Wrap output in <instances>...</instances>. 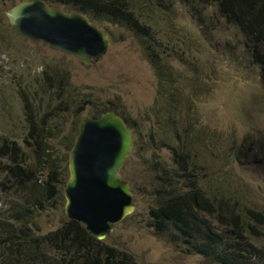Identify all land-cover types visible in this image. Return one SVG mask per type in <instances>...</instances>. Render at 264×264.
<instances>
[{"label":"rangeland","instance_id":"rangeland-1","mask_svg":"<svg viewBox=\"0 0 264 264\" xmlns=\"http://www.w3.org/2000/svg\"><path fill=\"white\" fill-rule=\"evenodd\" d=\"M20 1L0 0V11L5 12ZM166 1L172 3V11L159 8L154 24L163 32L164 43V18L170 15L180 29L179 33L169 35L170 53L175 47L180 55L188 35L200 45V51L187 55L186 61L169 58L180 76L175 84L179 93L194 99L182 108L189 107L197 134L195 138H182L194 140L189 145L195 162L190 176L214 201L225 193L264 213V76L263 66L253 64L254 51L264 60V43L255 47L249 39L246 46L239 30L216 13L214 4L202 5L198 10L200 18L183 0ZM3 21L8 24L7 18ZM204 21L212 22L209 37L204 33ZM97 23L99 29L109 34L110 45L96 65H85L42 43L31 44L17 37L9 26L11 40H6L0 52V143L5 139L17 140L26 147L23 138L28 131L27 103L36 110L38 120L51 110L65 117L67 112L69 122L61 125L60 138L51 143V156L63 158L62 166H66L64 172L67 169L69 176L71 150L62 136L74 134L73 124L77 123L79 128L83 115L113 110L128 120L133 131L134 151L121 173L131 184L136 210L117 224L104 241L134 255L137 264H215L203 256L186 253L184 244L173 239L174 235H158L150 227L149 212L157 205L156 194L162 188L160 178L175 176L178 169L172 146H186L184 141L165 133L160 115L159 121L152 111L160 86L150 58L143 54L144 40L125 27L108 21ZM0 38H4L2 32ZM196 63L200 64L195 66ZM46 88L49 91L45 92ZM59 119L64 122L63 117ZM58 125L53 127L54 132H59ZM29 157L37 163L33 154ZM5 164L7 160L0 159V182L7 177L3 171ZM49 169H45V175ZM4 184L9 192L15 191L7 181ZM0 198L4 199L0 209H8L1 186ZM67 218L65 202L40 216L42 222L48 223L47 230L61 227Z\"/></svg>","mask_w":264,"mask_h":264},{"label":"trees","instance_id":"trees-1","mask_svg":"<svg viewBox=\"0 0 264 264\" xmlns=\"http://www.w3.org/2000/svg\"><path fill=\"white\" fill-rule=\"evenodd\" d=\"M43 1L78 12L95 24L108 21L125 27L134 36L141 37L144 40L143 54L150 58L159 80V95L152 109L155 118L160 121V115L163 130L177 141H184V137L187 140L188 135L197 136L189 107L182 109L194 99L192 95L179 93L175 84L180 76L171 62L172 59L180 62L182 59L188 60L187 55L200 51L199 41L197 43L195 37L188 35L186 47L182 52L179 50L180 55L175 47L170 53L169 35L179 33L180 29L169 18L170 15L164 18L167 22L164 43L161 39L163 32L156 28L157 23L154 24L158 9L171 12L172 3L166 0ZM183 1L197 17H200L198 10L202 5L214 4L216 13L239 30L246 46L249 39L255 47L257 43H264V0ZM0 15L3 21L5 13L0 11ZM211 23L203 22L206 37L210 35ZM0 32L4 34V38H0L2 52L6 40H11V28L4 21L0 22ZM254 52L253 64L263 66L264 76V60L258 51ZM49 105L53 106L52 102ZM27 109L28 131L23 138L26 147L17 140L5 139L0 143V159L7 160L3 167L7 177L0 182V186L9 204L8 209H0V264H137L134 255L94 238L83 224L75 220L67 218L61 227L47 230L48 223L42 222L40 216L64 204L62 186H66L69 178L68 170L64 172L66 166H62L63 158L51 156L54 152L51 143L60 138L63 132L61 125L68 123L69 117L67 112L65 117L51 110L38 120L36 110L28 103ZM107 111L98 110L97 114L89 116L98 118ZM59 117L64 118L63 123L59 122ZM124 119L131 128L128 120ZM56 125L59 132L53 131ZM73 125L74 134L61 138L66 141L69 150L78 136V124ZM184 143V148L172 146L173 160L178 169L175 176L160 178L162 188L156 194L157 205L149 212L150 227L158 235H174L173 239L184 244L186 253L203 256L215 264H264V213L247 207L225 193H221L217 201L206 195L190 176L194 172L195 162L189 145L194 140ZM30 153L37 163L31 161ZM47 167L50 169L45 175ZM6 181L15 191H8L4 184ZM0 205L4 207L2 198Z\"/></svg>","mask_w":264,"mask_h":264},{"label":"water","instance_id":"water-1","mask_svg":"<svg viewBox=\"0 0 264 264\" xmlns=\"http://www.w3.org/2000/svg\"><path fill=\"white\" fill-rule=\"evenodd\" d=\"M4 13L17 37L42 43L85 65H96L109 50V34L78 12L43 0H22ZM133 151V132L113 110L98 118L82 116L69 153L65 213L94 238L104 240L136 210L131 184L121 173Z\"/></svg>","mask_w":264,"mask_h":264},{"label":"clouds","instance_id":"clouds-1","mask_svg":"<svg viewBox=\"0 0 264 264\" xmlns=\"http://www.w3.org/2000/svg\"><path fill=\"white\" fill-rule=\"evenodd\" d=\"M117 114V113H116ZM120 116V115H119ZM125 120V119H124ZM126 121V120H125ZM130 128V127H129ZM132 130V129H131ZM133 132V131H132Z\"/></svg>","mask_w":264,"mask_h":264}]
</instances>
